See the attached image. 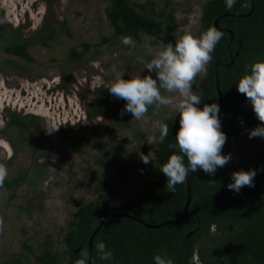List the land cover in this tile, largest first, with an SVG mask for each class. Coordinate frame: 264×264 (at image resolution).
I'll return each mask as SVG.
<instances>
[{
  "label": "rangeland",
  "instance_id": "rangeland-1",
  "mask_svg": "<svg viewBox=\"0 0 264 264\" xmlns=\"http://www.w3.org/2000/svg\"><path fill=\"white\" fill-rule=\"evenodd\" d=\"M109 1L0 0L6 28L0 38V165L8 170L5 180L24 178L14 191L0 186V260L21 255L34 261L25 246L37 253L45 240L65 260L63 236L77 208L97 196L98 178L115 182L109 202L138 203L144 181L156 167L154 145L147 144L149 164L141 158L131 161L129 154L154 134L153 121L179 118L176 93H164L173 96V105L149 109L143 124L130 114L120 115L125 101L103 86L113 78L111 66L125 70V78L154 76L137 58L150 61L145 45L158 50L164 44L147 34L135 47L106 39L112 33L106 17ZM135 1L150 2L157 10L174 8V40L186 29L194 36L201 33L208 0ZM51 28L55 33L50 37ZM16 32L33 41L27 48L32 61L3 51ZM72 48L83 52L80 59H71ZM197 86L193 84L194 92ZM100 97L120 103L99 108ZM11 113L23 118L22 132L9 125ZM247 138L235 139L231 166ZM255 141L264 145V138Z\"/></svg>",
  "mask_w": 264,
  "mask_h": 264
},
{
  "label": "trees",
  "instance_id": "trees-1",
  "mask_svg": "<svg viewBox=\"0 0 264 264\" xmlns=\"http://www.w3.org/2000/svg\"><path fill=\"white\" fill-rule=\"evenodd\" d=\"M149 3L110 0L106 7V17L112 33L106 39L119 43L122 36L131 35L138 44L141 34H147L161 41L164 46L174 43L171 34L176 26L174 8L164 5L161 10H157ZM215 20L218 28L227 30L222 31L223 36L211 54L212 60L206 66L204 75L196 77L193 84L198 83L195 93L202 97L198 107L217 102L214 67L218 61L230 63L232 60L229 66H219L217 69L222 92L218 115L221 130L227 138L222 154H231L235 139L240 135L248 137V130L261 124L251 104L237 91L235 84L247 71L246 65L264 60V0H237L231 11L225 8L224 0H208L202 8L201 32L214 27ZM5 30L3 13L0 11V38ZM228 30L233 34L231 40ZM54 33L51 28L49 36ZM35 39L39 41V38ZM32 42L16 32L3 46V51L30 62L33 58L27 48ZM82 55V51L72 48V60L80 59ZM111 102L120 103L119 100L100 97L97 105L100 108ZM178 121L179 118L176 120L172 116L162 121L169 125V136L162 144L153 146L156 167L145 179L138 203L109 202L107 198L116 192L115 182L98 178L95 190L97 196L77 208L63 236L66 247L64 252L67 254L65 260L53 250V244L45 240L37 253L25 246L34 261L19 255L0 260V264H77L85 250L89 253L88 240L101 215L108 210L123 212L128 216L104 218L92 240L91 264H105L95 258V245L98 241L104 242L112 250V264H153L152 257L156 254L168 255L174 264H188L195 249L203 264H264V145H258L256 137H248L243 143L237 163L231 166L230 159L214 175L200 171L192 177L186 216L173 222L184 211L188 198L187 180L192 173L183 185H177L176 191L171 193L166 191V177L159 171V166L170 154L168 144L175 140ZM22 123L23 118L11 113V127H19L22 132ZM141 153H149L146 140L131 151L129 158L131 161L137 160ZM145 169L148 170V167ZM239 169H253L256 175L252 186H244L237 193L229 190L227 184L231 180V173ZM23 179L22 175H18L5 180L3 187L13 188L14 191ZM107 188L111 192H105ZM138 220L150 225L166 223L152 228Z\"/></svg>",
  "mask_w": 264,
  "mask_h": 264
},
{
  "label": "clouds",
  "instance_id": "clouds-1",
  "mask_svg": "<svg viewBox=\"0 0 264 264\" xmlns=\"http://www.w3.org/2000/svg\"><path fill=\"white\" fill-rule=\"evenodd\" d=\"M237 0H224L225 8L231 11ZM223 32L216 27H209L198 36L190 29L175 37L174 43L154 50L151 44L145 45L146 55L153 57L145 61L138 57L148 73L129 75L125 78V70L113 64L112 79L103 84L109 93L125 101L120 115H131V120L143 124L146 122L149 109H160L173 105L172 95L178 94L176 114H179L178 128L174 142L168 144L170 154L159 166V171L166 177V191L174 193L177 185H183L190 173L203 171L214 175L218 168L224 167L231 159L230 154H222L226 143V134L221 130L219 106L216 103L203 104L201 95L193 91V82L198 74L206 70L212 60V53L221 40ZM125 46L135 47L131 35L121 37ZM247 71L242 74L235 86L251 104L252 110L261 124L248 130V137L264 138V60H257L246 65ZM59 125L55 126L56 129ZM154 134L147 136V144H162L169 136V125L161 120L152 122ZM141 161L149 164L152 160L141 153ZM256 171L234 170L227 188L239 192L244 186H252ZM8 170L0 165V186H3ZM95 258L105 264H112L114 255L105 243L98 241L95 245ZM153 264H174L166 254L152 257ZM89 253L85 250L77 264H88Z\"/></svg>",
  "mask_w": 264,
  "mask_h": 264
},
{
  "label": "water",
  "instance_id": "water-1",
  "mask_svg": "<svg viewBox=\"0 0 264 264\" xmlns=\"http://www.w3.org/2000/svg\"><path fill=\"white\" fill-rule=\"evenodd\" d=\"M252 10V9H251ZM250 10V12H251ZM249 12V13H250ZM248 13V14H249ZM246 14V15H248ZM214 27H216L217 29L221 30V31H226L227 29L225 28H218V22L217 20H215L214 22ZM228 32L230 33V40L232 39V32L230 30H228ZM227 48L229 49V44L227 45ZM232 61V60H231ZM230 61V63H231ZM230 63H223V62H220L218 61L215 65V79H216V91H217V94H218V100L217 102H215L216 104H219L221 99H222V92L219 88V80H218V74H217V69L219 66H223V67H226V66H229ZM178 118H176L177 120ZM198 172H200V170H198L197 172H193L190 177L188 178L187 180V193H188V198H187V202H186V205H185V208H184V211L183 213L176 219L173 220V222H178L180 220H182L185 216H186V213H187V210H188V206H189V203H190V198H191V193H190V186H189V183H190V180L192 177H194ZM118 215H121V216H128L127 214L123 213V212H120V213H116L114 211H111V210H108V211H105L101 217H100V221L97 225V227L95 228V230L92 232L89 240H88V245H89V261H88V264H91L92 262V240H93V237L94 235L99 231V229L101 228V225L103 223V220L106 216H118ZM139 222H141L142 224H144L145 226L147 227H152V228H157V227H160L162 225H164L166 222H163L161 224H158V225H150V224H146L144 223L143 221L141 220H138Z\"/></svg>",
  "mask_w": 264,
  "mask_h": 264
},
{
  "label": "built area",
  "instance_id": "built-area-1",
  "mask_svg": "<svg viewBox=\"0 0 264 264\" xmlns=\"http://www.w3.org/2000/svg\"><path fill=\"white\" fill-rule=\"evenodd\" d=\"M188 264H203L202 260L200 259L197 249L194 250L192 256L189 259Z\"/></svg>",
  "mask_w": 264,
  "mask_h": 264
}]
</instances>
